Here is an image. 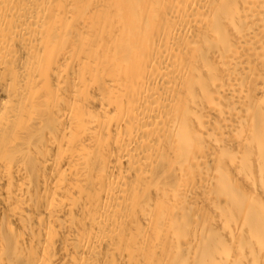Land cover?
Wrapping results in <instances>:
<instances>
[{"label":"bare ground","instance_id":"1","mask_svg":"<svg viewBox=\"0 0 264 264\" xmlns=\"http://www.w3.org/2000/svg\"><path fill=\"white\" fill-rule=\"evenodd\" d=\"M0 264H264V0H0Z\"/></svg>","mask_w":264,"mask_h":264}]
</instances>
